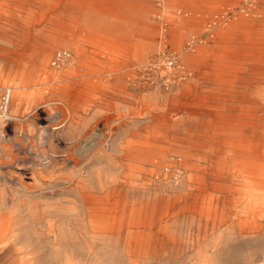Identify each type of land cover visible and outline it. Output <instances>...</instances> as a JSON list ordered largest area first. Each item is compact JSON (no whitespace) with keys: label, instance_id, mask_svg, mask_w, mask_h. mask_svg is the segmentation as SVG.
<instances>
[{"label":"bare ground","instance_id":"6f19581e","mask_svg":"<svg viewBox=\"0 0 264 264\" xmlns=\"http://www.w3.org/2000/svg\"><path fill=\"white\" fill-rule=\"evenodd\" d=\"M247 1L242 14L260 17L264 0ZM136 23L144 26L143 20ZM257 23L242 22L249 32L264 26ZM134 36L136 48L143 47L145 37ZM198 42L192 37L189 46ZM55 44L67 48L57 51L64 53L65 70L49 62ZM164 52L149 68L163 65L187 76L178 55L164 60ZM136 56L145 58L140 50ZM244 72L251 81L226 111L206 112V104H199L200 130L190 139L175 134L165 137L167 143L145 138L82 147L99 124V0H0V253L12 249L26 263L39 264L43 247H50L54 260L76 264L96 258L101 242L116 261L146 264L153 255L172 254L169 226L183 216L204 225L205 234L217 233L212 252L250 238L245 251L230 247L228 255L264 264V240L258 239L264 235V66ZM173 109L179 110L178 102ZM62 185L49 193L61 195L58 205L21 213L25 196ZM125 191L153 198L127 201ZM122 232L126 242L119 251ZM190 264L219 262L202 255Z\"/></svg>","mask_w":264,"mask_h":264},{"label":"rangeland","instance_id":"374dc122","mask_svg":"<svg viewBox=\"0 0 264 264\" xmlns=\"http://www.w3.org/2000/svg\"><path fill=\"white\" fill-rule=\"evenodd\" d=\"M244 1L249 2L99 0V124L81 146L90 147L98 141L99 148L128 145L145 138H159L167 143L165 137L175 134L190 139L200 130L199 117L196 116L201 110L199 104H206V110L203 109L206 112H223L231 100L240 99L244 85L251 81L245 69L264 66V26L249 32L242 24L244 20L263 23L264 7L260 8V17H245L241 12ZM139 19L144 21V26L136 23ZM222 28L224 30L219 31ZM140 33L145 40L143 47L136 48L138 39L134 35ZM162 35H165L163 40ZM192 37L199 39L198 45L193 48L189 46ZM106 39H112L113 45L109 46ZM228 41L231 44L225 43ZM59 49L67 48L63 44L53 45L49 57L51 64ZM162 49L166 50L162 54L164 60L171 54L178 55L179 63L189 72L187 76L180 78L163 65L156 69L149 68V61L159 59L157 53ZM139 50L143 52V60L136 56ZM62 63L52 66L56 70H65ZM175 102L179 106L177 112L173 111ZM163 115L169 117L171 122L166 124L161 118ZM56 117L58 114L47 117V120L50 122ZM174 120L177 122L174 123ZM9 136H12L11 132ZM59 150H64V147H59ZM71 166L69 163L63 172L67 173ZM12 174L15 175L16 170ZM28 177L25 181L31 183ZM64 186L67 185L51 189L46 187L44 193L25 196L21 213L30 216L33 212L41 213L45 205H58L61 195L49 193ZM124 194L127 201L144 202L153 198L151 193L138 191H125ZM203 227L196 222L188 223L183 216L178 217L169 226L175 242L171 246L172 254L164 257L153 255L146 264H190L198 261L202 255L216 259L219 264H245L239 253L228 255V248L238 246L245 251L247 244L251 243L250 238H237L214 253L212 245L217 233L206 235ZM125 234L122 232L119 236V251L126 242ZM258 239L264 240V235ZM108 250L105 243L99 242L96 258L76 261V264H123L124 259L120 257L117 262L116 258L108 255ZM42 253L45 259L39 264H66L63 259L50 257V247H43ZM0 254H4L0 256V264H31L14 256L12 249ZM257 258L258 254L251 257L254 261Z\"/></svg>","mask_w":264,"mask_h":264},{"label":"built area","instance_id":"2783aa9c","mask_svg":"<svg viewBox=\"0 0 264 264\" xmlns=\"http://www.w3.org/2000/svg\"><path fill=\"white\" fill-rule=\"evenodd\" d=\"M63 57H64V53L63 52H57L54 55V61H53V63L54 64L60 63V61L62 60Z\"/></svg>","mask_w":264,"mask_h":264}]
</instances>
